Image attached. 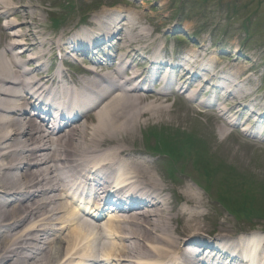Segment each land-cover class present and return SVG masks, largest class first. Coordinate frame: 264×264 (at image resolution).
<instances>
[{
  "label": "bare ground",
  "instance_id": "1",
  "mask_svg": "<svg viewBox=\"0 0 264 264\" xmlns=\"http://www.w3.org/2000/svg\"><path fill=\"white\" fill-rule=\"evenodd\" d=\"M41 9L33 0H0V264H212L221 249L200 240L208 233L201 228L207 216L203 196L187 177L171 182L159 158L141 148L137 139L149 124L166 119L179 122L181 111L186 117L195 108L180 100L179 111L175 103L168 104L167 95L179 83L175 71L182 67L179 91L185 93L186 80L199 77L206 69L204 62H212L214 77L225 68L216 64L217 57L201 59L194 51L184 65L172 61L157 47L154 34L139 28L135 15L127 19L122 14L116 29L106 18L112 16L110 12L98 16L93 29L75 34L73 40L88 53L106 46V57L107 45L117 47L122 54L116 63L103 64L102 58L92 56L93 64L100 63L104 72L90 66L81 76L70 74L71 81L66 74L47 75L44 56L46 50L59 46L58 41L31 27L17 31L33 11L37 14ZM143 60L151 63L150 68L134 70L135 61ZM27 65L31 68L25 69ZM163 68L168 70L162 79L165 83L154 87ZM230 69L218 86L207 80L198 90L220 89L233 102L231 119L211 98L198 101L212 106L198 109L201 114L223 124L217 134L222 136L220 147L228 152L231 146L223 141L237 136L231 128L240 125L243 115L246 123L253 115H258L257 122L264 121V103L251 97L254 90L243 88L248 78L241 77L247 68L233 64ZM194 92L187 96L196 102ZM53 113L56 119L49 124ZM244 130L255 135L259 126ZM187 134L162 130L146 134L145 139L153 146L171 147L183 157L198 151L203 138ZM249 146L244 142L239 148ZM201 159L205 161L204 153ZM113 182L123 185L114 189ZM73 188L87 190L106 205L114 204L117 213L105 220L104 211L85 207L82 213L91 220L83 218L65 201ZM223 232L216 240L228 242L229 250L240 254L246 236ZM260 238L258 249L264 250V237ZM250 254L261 264L264 258L256 250ZM236 255L227 251L223 264H243Z\"/></svg>",
  "mask_w": 264,
  "mask_h": 264
},
{
  "label": "rangeland",
  "instance_id": "2",
  "mask_svg": "<svg viewBox=\"0 0 264 264\" xmlns=\"http://www.w3.org/2000/svg\"><path fill=\"white\" fill-rule=\"evenodd\" d=\"M33 1L43 9L37 14L36 10L33 11L31 17L27 18V25L21 26L17 31L22 32L25 27H31L33 30L43 31L46 37H56L60 42L64 36L95 24L97 17L104 13L123 11L120 13L125 14L127 19L135 15L141 22L139 28L152 32L157 44L166 47L168 52L173 49L183 53L191 50L201 58L215 56L218 58L216 64L229 72L233 64L247 68L241 77L244 81L248 78L243 83V88L254 90L258 97L256 103H264V0ZM49 55L51 53L48 51L47 57ZM25 57L27 56L21 59ZM134 66L135 70H143L145 67L143 63ZM210 66L212 68V62ZM191 92L190 87L189 93ZM177 95L171 96L169 105L175 103L174 108L178 111L181 110V102L192 103L195 108L186 117L185 112L181 111L182 119L179 122L166 119L143 128L138 133L139 146H149L145 135L153 131H182L184 134L191 132L202 136L201 139L205 141H201L205 161L199 157L198 151L187 153L184 162L177 165V179L171 182L179 183L184 180L183 177H187V182L201 193L207 213L201 224L204 231L223 235V231L228 230L232 236L258 234L264 237V140L258 139V143H255L243 130L247 125H252L253 120L246 123V116L241 117V124L235 129L237 136L223 141L231 146V151H223L224 147H220L222 136L217 134L218 127L223 124H216L199 112L198 109L206 107L200 106L198 102L194 103L184 95ZM208 95H212V91L202 90L196 97L197 100L204 101ZM177 97L182 98L181 102H174ZM217 105L219 108L225 106L228 115H232L233 112H229L233 105L231 100L222 99ZM244 142L252 147L240 149L239 146ZM206 143L207 149L204 148ZM163 151L166 152L165 149ZM168 158L171 160V156ZM198 159L204 171L211 167L209 172H203L202 169L197 173L193 163ZM160 160L164 170L172 165L165 157ZM228 183L235 188L229 195L236 196L237 201L225 200L230 189ZM238 209L240 214L237 213Z\"/></svg>",
  "mask_w": 264,
  "mask_h": 264
},
{
  "label": "trees",
  "instance_id": "3",
  "mask_svg": "<svg viewBox=\"0 0 264 264\" xmlns=\"http://www.w3.org/2000/svg\"><path fill=\"white\" fill-rule=\"evenodd\" d=\"M228 186H229L230 189L228 190V193L226 194L227 196H225V200H226V201H237L236 198H235L236 196L234 197V196H230V195H229L232 191H233V192L235 191V190H234L235 188H233L230 184H229ZM237 213H238V214L241 213V212L239 211V209L237 210Z\"/></svg>",
  "mask_w": 264,
  "mask_h": 264
}]
</instances>
